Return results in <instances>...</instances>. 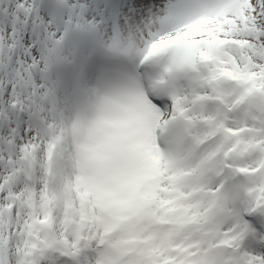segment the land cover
<instances>
[{
	"label": "snow or ice",
	"instance_id": "obj_1",
	"mask_svg": "<svg viewBox=\"0 0 264 264\" xmlns=\"http://www.w3.org/2000/svg\"><path fill=\"white\" fill-rule=\"evenodd\" d=\"M0 264H264V0H0Z\"/></svg>",
	"mask_w": 264,
	"mask_h": 264
}]
</instances>
